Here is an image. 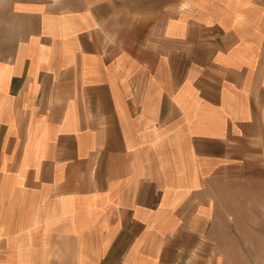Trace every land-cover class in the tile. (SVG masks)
I'll use <instances>...</instances> for the list:
<instances>
[{
    "label": "crops",
    "instance_id": "obj_1",
    "mask_svg": "<svg viewBox=\"0 0 264 264\" xmlns=\"http://www.w3.org/2000/svg\"><path fill=\"white\" fill-rule=\"evenodd\" d=\"M0 264H264V0H0Z\"/></svg>",
    "mask_w": 264,
    "mask_h": 264
}]
</instances>
